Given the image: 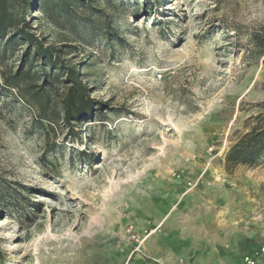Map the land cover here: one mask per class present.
Here are the masks:
<instances>
[{
	"label": "rangeland",
	"instance_id": "374dc122",
	"mask_svg": "<svg viewBox=\"0 0 264 264\" xmlns=\"http://www.w3.org/2000/svg\"><path fill=\"white\" fill-rule=\"evenodd\" d=\"M24 16L101 107L66 125L65 83L0 43V87L29 68L55 112L0 90V264H170L164 233L186 224L233 263L260 252L264 158L225 154L264 112V0H36Z\"/></svg>",
	"mask_w": 264,
	"mask_h": 264
},
{
	"label": "trees",
	"instance_id": "16d2710c",
	"mask_svg": "<svg viewBox=\"0 0 264 264\" xmlns=\"http://www.w3.org/2000/svg\"><path fill=\"white\" fill-rule=\"evenodd\" d=\"M35 3L36 0H0V43H3V50H5L8 43L24 42L26 47L22 57L26 52L31 53V62H36L42 72V78L44 75L49 76V71L56 72V75H53L54 78L65 83V91L60 99L62 120L66 125L71 126L75 124L74 122L83 121L94 112L100 111L101 103L89 94L88 87L81 79L80 69L60 60V50L54 45L44 44L28 28L24 16L25 10L32 9ZM251 40L263 56L264 65V24L251 34ZM26 60L24 59L25 62ZM29 72V68L14 73L2 71L0 90L10 88L18 90L25 100L37 103L38 120H53L55 112L50 109L47 91L43 85L24 82ZM262 158H264V112L255 116V123L250 130L240 135L230 145L225 154V163L227 167L237 164L252 166Z\"/></svg>",
	"mask_w": 264,
	"mask_h": 264
},
{
	"label": "crops",
	"instance_id": "0c3cea01",
	"mask_svg": "<svg viewBox=\"0 0 264 264\" xmlns=\"http://www.w3.org/2000/svg\"><path fill=\"white\" fill-rule=\"evenodd\" d=\"M164 235L167 236L165 242L168 248L161 253V256L163 258L171 257L172 262L173 259L182 257L184 261L182 264H240L243 253L249 252L235 253L236 257L233 263V259L231 258L233 253L230 249H225L223 244L217 243L221 239L217 240L208 234L200 237L187 224L182 226L176 237L170 235L168 237L167 232ZM225 239L226 237L223 240ZM222 253H227V256H222ZM222 257L223 260L221 259ZM174 263L178 264L176 259ZM257 264H264V252L258 255Z\"/></svg>",
	"mask_w": 264,
	"mask_h": 264
},
{
	"label": "built area",
	"instance_id": "2783aa9c",
	"mask_svg": "<svg viewBox=\"0 0 264 264\" xmlns=\"http://www.w3.org/2000/svg\"><path fill=\"white\" fill-rule=\"evenodd\" d=\"M134 237V236H133ZM135 241L138 242L136 250L140 251L141 241H139L138 237H134ZM264 252V246L260 248V252H245L241 257L240 264H257L258 255Z\"/></svg>",
	"mask_w": 264,
	"mask_h": 264
}]
</instances>
